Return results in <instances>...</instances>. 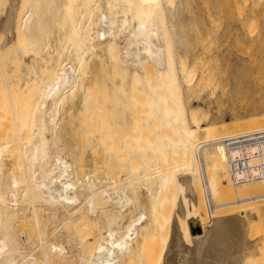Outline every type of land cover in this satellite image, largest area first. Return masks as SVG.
<instances>
[{
    "label": "bare ground",
    "instance_id": "obj_1",
    "mask_svg": "<svg viewBox=\"0 0 264 264\" xmlns=\"http://www.w3.org/2000/svg\"><path fill=\"white\" fill-rule=\"evenodd\" d=\"M174 4L0 0V264H240L264 245V177L233 183L223 145L264 128V102L190 104L202 41Z\"/></svg>",
    "mask_w": 264,
    "mask_h": 264
},
{
    "label": "rangeland",
    "instance_id": "obj_2",
    "mask_svg": "<svg viewBox=\"0 0 264 264\" xmlns=\"http://www.w3.org/2000/svg\"><path fill=\"white\" fill-rule=\"evenodd\" d=\"M180 1L175 0L174 5L181 9L183 5L178 4H184L186 8L183 6L182 9L187 10L189 0L183 1L184 3ZM192 4L199 8L197 18L195 15L198 12L193 14L191 11ZM190 6L188 11L191 12L188 15V11H185L183 18L193 16L186 33L197 44L198 41L203 43L199 44L203 49L202 65L196 75H203L204 78V87L192 93L190 104L198 106L206 120H230L234 116L257 111L260 103L264 102V0H192ZM189 59V62H193V57ZM46 214L45 211L42 212V217L47 218ZM22 216L28 219L21 218L20 215L21 220L14 223L16 232L20 236L34 237L36 227L33 221H28L31 220L30 212L26 211ZM88 223L90 230L87 229ZM88 223L84 226L87 229H83L84 233L91 231L95 234V225L92 227V222ZM81 229L76 231L73 228L74 231L69 232L79 237L78 232H83ZM252 242L255 250L248 249L249 252L247 250L245 254L241 252L247 261L240 264L264 263V245L261 246L256 239ZM92 245L93 242L88 244L89 247ZM88 246L86 244L84 248L91 249ZM140 262L142 264L143 261ZM138 263L137 259L127 262Z\"/></svg>",
    "mask_w": 264,
    "mask_h": 264
},
{
    "label": "built area",
    "instance_id": "obj_3",
    "mask_svg": "<svg viewBox=\"0 0 264 264\" xmlns=\"http://www.w3.org/2000/svg\"><path fill=\"white\" fill-rule=\"evenodd\" d=\"M233 183L264 177V128L223 141Z\"/></svg>",
    "mask_w": 264,
    "mask_h": 264
}]
</instances>
